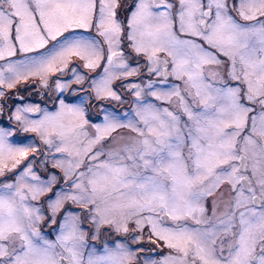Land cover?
I'll use <instances>...</instances> for the list:
<instances>
[{
	"label": "snow or ice",
	"instance_id": "1",
	"mask_svg": "<svg viewBox=\"0 0 264 264\" xmlns=\"http://www.w3.org/2000/svg\"><path fill=\"white\" fill-rule=\"evenodd\" d=\"M29 79L55 110L7 117L43 148L0 126V264H264V0H0V99Z\"/></svg>",
	"mask_w": 264,
	"mask_h": 264
},
{
	"label": "flooded vegetation",
	"instance_id": "2",
	"mask_svg": "<svg viewBox=\"0 0 264 264\" xmlns=\"http://www.w3.org/2000/svg\"><path fill=\"white\" fill-rule=\"evenodd\" d=\"M140 61L143 62L144 58L140 57ZM142 62H140V63L143 64ZM77 63H79V62L77 61ZM134 63H135V61H133V64ZM81 71L85 72V70L82 67H81ZM54 79H55V77H53L49 80L50 88H54ZM153 79H157V78L153 77ZM142 80L143 81L147 80L146 73L142 77H130L128 79V81H126V82H141ZM4 91H5V94L7 93L6 98L0 99V102L4 101L1 104L4 105L5 110H6V114H5V116L0 117V126H4V127L11 126L14 129H17L15 138L13 139L14 143L27 144V143H32V141H33V142H35V144L40 145V147L43 148L44 146L41 144L37 134L32 133V132L25 133L22 131V129H20V126L15 122V120L9 121L7 119V117L11 115V112L14 111L15 107L19 106L17 104L36 103V104H39L40 106L47 107L49 110L55 109V107L52 104V101L48 98V95H47V98H45L44 95H42V93L45 92V89H43L41 87L39 80L38 79H29L26 82L21 81L19 84H17V86L15 88H13V89L5 88ZM10 92H11V95H10ZM49 95H54V93L50 92ZM65 95L68 96L69 93L66 92ZM9 97H11V98H9ZM18 97H23V100L19 99ZM132 101H133V97L131 95V99L125 100V103L122 104V105H124L125 109L119 108L121 106V104L117 103L116 101L106 100V102H105V100H104L101 102L103 105L108 107L110 110H111V108H115L117 110H128V109L132 108V105H133ZM30 115H38V114L30 113ZM90 119L94 122H98L97 118H93L90 116ZM127 132H128L127 129H122V130H119L117 133H114L113 135L127 134ZM39 160H40L39 154H37V157H36L37 172L43 179H47L48 173L45 172L44 168L40 165ZM22 167H23V165H22ZM49 169L54 171L57 175L61 174L59 169H51V160H49ZM9 175H11V174H9ZM61 183H62V181H61ZM60 186H61L60 184L54 185L52 193H46L45 195L41 196L39 201H32V203L36 206H39L41 203H43L44 214L46 216L48 215L47 200L49 199V197L53 196V193ZM70 206L73 208L78 207V206L71 205V204L66 205V207H70ZM57 219L59 220L60 216H58ZM43 230H45V227L43 228ZM146 230L147 229H145V231ZM143 236L146 237L145 232H144ZM122 238L123 237L119 236V239H122ZM144 240H145V238H144ZM143 246L147 248V244L145 241L142 244V247Z\"/></svg>",
	"mask_w": 264,
	"mask_h": 264
},
{
	"label": "rangeland",
	"instance_id": "3",
	"mask_svg": "<svg viewBox=\"0 0 264 264\" xmlns=\"http://www.w3.org/2000/svg\"><path fill=\"white\" fill-rule=\"evenodd\" d=\"M120 15H121V17L123 18L124 16H126L127 15V13H124V12H121L120 13ZM140 62H142V61H140ZM143 63V62H142ZM85 70V72H88V70L87 69H84ZM97 71H99V70H97ZM90 75H94V73H89ZM53 82V81H52ZM121 84H120V81H115L114 82V87L115 88H118V89H121V86H120ZM79 86H77V88H78ZM122 90V89H121ZM7 94V93H6ZM49 94H50V92H49ZM10 95H11V92H10ZM44 97L45 98H47V95H44ZM4 98H6V95H5V97ZM9 98H11V97H9ZM131 99V94L130 93H125V100H130ZM2 102H4V101H2ZM2 102H0V104L2 103ZM105 102H106V100H105ZM102 104V102L101 101H99V102H93V107L89 110V115L91 116V117H93V118H97V116L100 114V112H99V106ZM17 105H19V106H24V105H36V103H25V104H17ZM133 106V105H132ZM164 106H167V105H164ZM40 107H45V106H40ZM108 108V107H107ZM119 108H123V109H125V107H124V105H121ZM111 109H113V108H111ZM55 110V109H54ZM54 110H51V111H54ZM29 117L30 118H32V119H37V118H39V116L38 115H30L29 114ZM99 122V121H98ZM36 134V133H35ZM12 142H13V140H12ZM14 143V142H13ZM32 143H33V141H32ZM35 143V142H34ZM15 144H17V143H15ZM18 145H23V144H18ZM40 163V162H39ZM60 175H62V174H60ZM59 188V187H58ZM71 207V206H70ZM44 227H45V230L44 231H46V232H53V228L55 227V226H52V227H49L48 225H47V223H45V225H44ZM130 227L131 228H134L135 227V225L134 224H132V225H130ZM145 233H146V237H144L145 238V242H146V244H147V248L146 247H144L143 246V248H145V249H154V248H157V245L156 244H152V243H149V242H147L148 241V232H147V230L145 231ZM119 236L120 237H122L120 234H117V233H115V232H113L111 229H110V227L109 226H103V228H102V231H101V236H100V240L99 241H96L95 243L96 244H99L101 241H104V240H109V241H111L112 239H119ZM53 237H54V232H53ZM168 249L166 248V247H163L162 246V244H161V247L160 248H158L157 249V252L159 253V256H163V255H165V254H167L168 253ZM159 256H157L156 258H159Z\"/></svg>",
	"mask_w": 264,
	"mask_h": 264
}]
</instances>
